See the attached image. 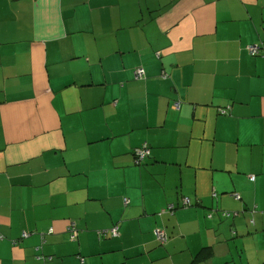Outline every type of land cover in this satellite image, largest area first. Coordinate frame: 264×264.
Returning a JSON list of instances; mask_svg holds the SVG:
<instances>
[{
	"label": "crops",
	"instance_id": "1",
	"mask_svg": "<svg viewBox=\"0 0 264 264\" xmlns=\"http://www.w3.org/2000/svg\"><path fill=\"white\" fill-rule=\"evenodd\" d=\"M259 43L264 0H0V264H264Z\"/></svg>",
	"mask_w": 264,
	"mask_h": 264
},
{
	"label": "built area",
	"instance_id": "2",
	"mask_svg": "<svg viewBox=\"0 0 264 264\" xmlns=\"http://www.w3.org/2000/svg\"><path fill=\"white\" fill-rule=\"evenodd\" d=\"M247 49H248V51L250 53H254L256 51V49H257V46L254 45V44H250V45L247 46ZM144 76H145V72H144L143 68L138 67V68L135 69V77L136 78H143ZM173 106H174V108H178V106H179L178 102H174L173 103ZM148 151H149V149H148V146H147L146 143H143L139 148L134 149V160H135V163H138L141 160H143L144 157L148 154ZM249 178H250V180H254V176L253 175L250 176ZM126 202H127V199H125V203ZM182 204L183 205H189L190 204L189 199L186 198V197H183ZM172 208H173V206L172 205H169L168 208H167V210L169 212H172ZM224 215L225 216H229L230 215V212H224ZM68 232H69L70 239H75L76 238V236H77V230L75 229V227H74L73 224H70L68 226ZM110 232H111V235L112 236L117 235L118 234V228H117V226L116 225L113 226L110 229ZM25 235L26 234L23 233V236H25ZM155 237H156V239L160 243L165 242L166 239H167L166 234L163 231H161V230H156L155 231Z\"/></svg>",
	"mask_w": 264,
	"mask_h": 264
},
{
	"label": "trees",
	"instance_id": "3",
	"mask_svg": "<svg viewBox=\"0 0 264 264\" xmlns=\"http://www.w3.org/2000/svg\"><path fill=\"white\" fill-rule=\"evenodd\" d=\"M248 45H250V44H248ZM248 45H247V46H248ZM254 45L257 46V49H256V51H255L254 53H250V52L248 51L247 47H246V49H247V51L249 52V54H250V55H258V54H260L261 56H264L263 53H260V52H261V45H262V44L259 43V44H254ZM136 68H138V67H136ZM136 68H135V69H136ZM144 143H146V142H144ZM146 144H147V143H146ZM141 145H142V144H141ZM141 145H140V146H141ZM140 146H139V147H140ZM147 146H148V144H147ZM139 147H137V148H139ZM135 149H136V148H135ZM133 154H134V150H133ZM147 155H148V154H147ZM147 155H146V156H147ZM146 156L144 157V159L146 158ZM144 159H143V160H144ZM143 160H141V161L138 162L137 164L141 163Z\"/></svg>",
	"mask_w": 264,
	"mask_h": 264
},
{
	"label": "rangeland",
	"instance_id": "4",
	"mask_svg": "<svg viewBox=\"0 0 264 264\" xmlns=\"http://www.w3.org/2000/svg\"><path fill=\"white\" fill-rule=\"evenodd\" d=\"M219 262H215V264H218Z\"/></svg>",
	"mask_w": 264,
	"mask_h": 264
}]
</instances>
